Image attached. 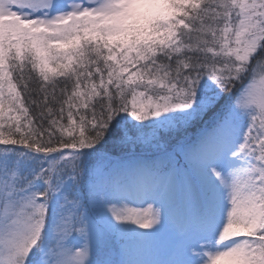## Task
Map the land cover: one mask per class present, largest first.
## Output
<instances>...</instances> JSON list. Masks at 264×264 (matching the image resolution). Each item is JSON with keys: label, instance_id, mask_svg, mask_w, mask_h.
Wrapping results in <instances>:
<instances>
[{"label": "snow or ice", "instance_id": "snow-or-ice-1", "mask_svg": "<svg viewBox=\"0 0 264 264\" xmlns=\"http://www.w3.org/2000/svg\"><path fill=\"white\" fill-rule=\"evenodd\" d=\"M0 264H264V0H0Z\"/></svg>", "mask_w": 264, "mask_h": 264}, {"label": "trees", "instance_id": "trees-1", "mask_svg": "<svg viewBox=\"0 0 264 264\" xmlns=\"http://www.w3.org/2000/svg\"><path fill=\"white\" fill-rule=\"evenodd\" d=\"M110 150H111V146H110Z\"/></svg>", "mask_w": 264, "mask_h": 264}]
</instances>
